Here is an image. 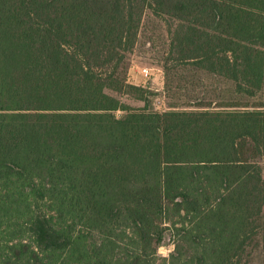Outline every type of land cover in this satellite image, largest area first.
<instances>
[{
  "label": "trees",
  "instance_id": "obj_1",
  "mask_svg": "<svg viewBox=\"0 0 264 264\" xmlns=\"http://www.w3.org/2000/svg\"><path fill=\"white\" fill-rule=\"evenodd\" d=\"M147 9L172 20L167 75L261 90L264 0H0V264H119L123 228L142 251L120 263L148 264L171 212L167 264H251L259 234L264 264V106L125 105Z\"/></svg>",
  "mask_w": 264,
  "mask_h": 264
},
{
  "label": "rangeland",
  "instance_id": "obj_2",
  "mask_svg": "<svg viewBox=\"0 0 264 264\" xmlns=\"http://www.w3.org/2000/svg\"><path fill=\"white\" fill-rule=\"evenodd\" d=\"M171 19L156 17L147 9L140 21L137 40L132 51L127 55L125 66L126 82L141 88L140 91H131L121 95L119 99L133 108H142L163 112L170 109L193 110L199 98L203 105L216 110L228 108L232 103L243 106H264V82L262 88L252 99L245 97L237 99L229 82L216 76H205L193 69L178 66L171 70L169 75L164 71L167 51L170 43L169 27ZM169 67H172L170 62ZM147 69L148 76L144 77L142 69ZM201 82L204 86H201ZM171 87V89H170ZM125 112L115 111L116 118L123 117ZM264 178V160L261 162ZM171 221L178 223V217L171 212L162 218V226L168 227L163 232V239L158 247L153 244L145 250V260L148 264H167L170 253L174 249L175 238L171 232ZM262 228H264V205L262 208ZM113 240L117 247L114 261L121 264L130 255L142 251L131 230L121 229ZM99 240V236L96 237ZM92 240V239H91ZM258 246L249 248L248 255L243 256L242 262L247 259L251 264L262 262V241L260 234L257 237Z\"/></svg>",
  "mask_w": 264,
  "mask_h": 264
},
{
  "label": "built area",
  "instance_id": "obj_3",
  "mask_svg": "<svg viewBox=\"0 0 264 264\" xmlns=\"http://www.w3.org/2000/svg\"><path fill=\"white\" fill-rule=\"evenodd\" d=\"M141 73L143 74L144 77L148 76V71L145 68L141 70Z\"/></svg>",
  "mask_w": 264,
  "mask_h": 264
}]
</instances>
